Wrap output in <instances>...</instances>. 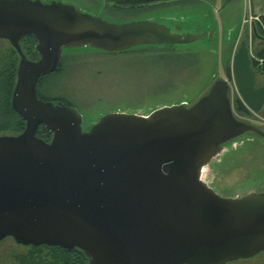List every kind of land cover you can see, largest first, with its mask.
<instances>
[{"label":"water","instance_id":"water-1","mask_svg":"<svg viewBox=\"0 0 264 264\" xmlns=\"http://www.w3.org/2000/svg\"><path fill=\"white\" fill-rule=\"evenodd\" d=\"M26 36L35 61L20 49ZM201 39L150 19L112 25L70 4L0 0V40L18 57L10 107L24 123L0 136V242L77 249L88 264H226L264 251V191L220 196L201 178L224 143L258 133L233 118L228 99L231 84L250 111L264 104L243 42L224 79L190 106L107 113L82 131L73 107L36 96L63 49L116 53ZM39 126L48 142L36 137Z\"/></svg>","mask_w":264,"mask_h":264},{"label":"rangeland","instance_id":"rangeland-1","mask_svg":"<svg viewBox=\"0 0 264 264\" xmlns=\"http://www.w3.org/2000/svg\"><path fill=\"white\" fill-rule=\"evenodd\" d=\"M42 1L74 5L81 13L112 25L150 19L172 31L179 26L182 33L206 36L186 45H140L119 54L63 49L59 73L44 81L41 93L72 105L82 117V131L98 112L146 115L164 106H190L216 80L224 79L233 39L241 31L248 8L252 14L264 16V0H187L138 13L112 8L105 0ZM9 47L0 40V67ZM229 88L233 90L231 84ZM221 147L207 165V185L225 197L242 195L255 185L256 191H262L264 139L246 133ZM27 255V248L10 239L0 242V264H20Z\"/></svg>","mask_w":264,"mask_h":264},{"label":"trees","instance_id":"trees-1","mask_svg":"<svg viewBox=\"0 0 264 264\" xmlns=\"http://www.w3.org/2000/svg\"><path fill=\"white\" fill-rule=\"evenodd\" d=\"M106 4L111 6L112 8L121 9V10H129L133 12H144V11H155L156 8L161 7L170 2L177 3L187 0H105ZM257 36L253 37V43L255 47V54L259 57H264V49L261 37L258 35V31H256ZM240 42L246 43V38L241 36ZM35 41L31 36H26L21 38L19 42L20 49L27 59H35L37 57L34 50ZM233 45L230 49V54L233 52ZM170 46V45H164ZM127 51V50H126ZM122 52H116L124 53ZM5 54L7 55L4 59V65L0 67V136L4 135H17L21 133L23 130L24 123L23 121L12 111L10 107V96L11 91L15 82V71L17 65V55L15 51L9 47V49L5 50ZM229 54V56H230ZM61 58L58 61L56 71L39 78L37 82L36 96L41 101H61L62 104L69 106V103H66L60 99H48L43 97L41 93V87L46 79L49 77L56 76L60 70ZM250 66L258 71L264 72V66L261 68H255L253 63H250ZM108 111L98 112L96 113V117L92 118L91 122H94L100 116L104 115ZM36 137L48 142L50 139V133L46 132L42 126H39L36 132ZM10 239V238H7ZM11 240V239H10ZM18 246V245H17ZM22 247V246H21ZM28 249L27 259H24L20 262V264H88L87 257L83 252L74 249L71 251L62 250L57 247H47V246H39V247H25Z\"/></svg>","mask_w":264,"mask_h":264},{"label":"flooded vegetation","instance_id":"flooded-vegetation-1","mask_svg":"<svg viewBox=\"0 0 264 264\" xmlns=\"http://www.w3.org/2000/svg\"><path fill=\"white\" fill-rule=\"evenodd\" d=\"M173 29H174L173 31L171 29L170 30L172 32L182 33L181 32V28L179 26H173ZM198 34H201L202 35V39L206 37L205 34H203V33H198ZM208 35H210V34H208ZM1 41H3V40H1ZM93 50H95V49H93ZM96 51L105 54V52H102V51H99V50H96ZM106 54H114V53H106ZM60 57H62V55ZM37 59H38V56L35 59H33V60H31V59H27V60H29V61H35ZM17 62H18V57H17ZM250 68H251V70L254 73V87L255 88H259L261 86H264V81H261L260 80V79H263L264 73L263 72H258L256 70H254L251 66H250ZM36 89H37V85H36ZM228 99H229L230 110H231V113H232L233 118L236 121H238V122H242V123L251 125L254 128H256L258 130V133H253V132H247V133L253 134L254 136H257L259 138L264 139V118H263V114H264V104L261 106V108L259 109V111H257L256 113H254V112L250 111L242 103V101H241L239 95L237 94V92L234 89L232 90L231 88L229 90ZM52 103L53 104H57V103L62 104L61 101H54ZM62 105H64V104H62ZM68 107H73V106L69 104ZM89 125H91V123H89ZM244 134H246V133H244ZM50 137H51V134H50ZM232 143H233V141L230 142V144H232ZM233 147H234V145H233ZM208 173H209V169L206 166V171L202 174V178L204 179L203 181H205V183L209 182L208 181V178L209 177H207L208 176ZM262 184H264V182H261V183L259 182V186H261ZM256 186L257 185H255L253 188L247 189L245 192L243 191V194L242 195H245V194H247L249 192L259 193V192H263L264 191V189L262 191H256ZM231 195L233 197L234 196H240L241 193L239 192V193H237L235 195H233V193H232ZM226 264H264V251L263 252H259L258 254L254 255L251 258H248V259H240V260H236V261L229 262V263H226Z\"/></svg>","mask_w":264,"mask_h":264},{"label":"built area","instance_id":"built-area-1","mask_svg":"<svg viewBox=\"0 0 264 264\" xmlns=\"http://www.w3.org/2000/svg\"><path fill=\"white\" fill-rule=\"evenodd\" d=\"M246 0H244L245 2ZM256 31H258V35L261 37L264 49V16H258L251 13L248 8V13L243 15L242 23H241V31L234 38V46L233 52H235L241 36H245L246 38V49L249 57L250 63L255 65V68H261L264 66V57L256 56L255 47L253 43V37L257 36ZM245 32V34H244Z\"/></svg>","mask_w":264,"mask_h":264},{"label":"bare ground","instance_id":"bare-ground-1","mask_svg":"<svg viewBox=\"0 0 264 264\" xmlns=\"http://www.w3.org/2000/svg\"><path fill=\"white\" fill-rule=\"evenodd\" d=\"M205 171H206V168L203 169V171H202V173H201V178H202V174H203ZM202 180H204V179L202 178ZM204 182H205V181H204Z\"/></svg>","mask_w":264,"mask_h":264},{"label":"crops","instance_id":"crops-1","mask_svg":"<svg viewBox=\"0 0 264 264\" xmlns=\"http://www.w3.org/2000/svg\"><path fill=\"white\" fill-rule=\"evenodd\" d=\"M231 56H232V54H230V56L227 58V61H229V60H230Z\"/></svg>","mask_w":264,"mask_h":264}]
</instances>
